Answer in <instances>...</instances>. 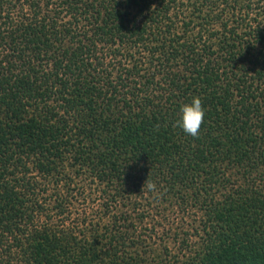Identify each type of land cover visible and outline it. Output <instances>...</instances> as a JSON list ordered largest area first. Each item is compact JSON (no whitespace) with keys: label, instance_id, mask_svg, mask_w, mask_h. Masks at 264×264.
I'll list each match as a JSON object with an SVG mask.
<instances>
[{"label":"trees","instance_id":"1","mask_svg":"<svg viewBox=\"0 0 264 264\" xmlns=\"http://www.w3.org/2000/svg\"><path fill=\"white\" fill-rule=\"evenodd\" d=\"M0 264H264V0H0Z\"/></svg>","mask_w":264,"mask_h":264},{"label":"rangeland","instance_id":"2","mask_svg":"<svg viewBox=\"0 0 264 264\" xmlns=\"http://www.w3.org/2000/svg\"><path fill=\"white\" fill-rule=\"evenodd\" d=\"M74 180L76 181V187L79 190L83 189L86 186L84 181L82 182V178H77ZM74 180L72 186H74ZM239 183L241 182L239 181ZM84 189L85 191H87L86 188ZM90 199L92 198L90 197L84 200V208H86L85 206H87L95 212L98 204L97 202H94V200ZM83 205L75 206V210H73V212H75L74 215L79 216V212ZM154 208L155 207L150 208L148 214L146 215L143 226H147L146 229L153 227L154 231L152 232L150 237L156 243H160V240H162L161 243H166L169 247L168 242L176 233H179L180 237L183 234L188 235V243L197 244L201 241V223L199 221L202 219L203 214L202 210H200L198 207H193L189 205L183 206L176 204L168 205V203L165 202L159 206V209L157 211ZM73 212H70L71 214H69L66 223L74 221ZM163 234L165 236H163Z\"/></svg>","mask_w":264,"mask_h":264},{"label":"clouds","instance_id":"3","mask_svg":"<svg viewBox=\"0 0 264 264\" xmlns=\"http://www.w3.org/2000/svg\"><path fill=\"white\" fill-rule=\"evenodd\" d=\"M205 110L202 106V100L199 97H193L190 104L181 107V118L174 127H180L183 132L193 138H199L200 130L204 122ZM148 192L155 193L157 186L155 183L146 180L143 188Z\"/></svg>","mask_w":264,"mask_h":264}]
</instances>
